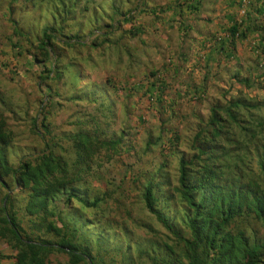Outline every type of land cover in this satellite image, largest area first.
I'll return each instance as SVG.
<instances>
[{
    "label": "trees",
    "instance_id": "1",
    "mask_svg": "<svg viewBox=\"0 0 264 264\" xmlns=\"http://www.w3.org/2000/svg\"><path fill=\"white\" fill-rule=\"evenodd\" d=\"M149 10L146 0H0L11 27L6 40L18 56L32 57L39 91L46 92L30 117L36 147L29 152L14 145L5 113L15 107L0 98V241L16 253L12 264H50L55 254L65 255L67 264H264V66L237 79L236 95L212 100L206 114L193 109L183 133L169 130L168 136L162 123L159 135L147 140L145 151L161 148L178 165L175 180L167 160L132 180L146 220L127 216L119 223L107 207L115 190L91 191L85 180L103 162L129 152L124 133L107 136L96 119L78 116L70 123L75 131L58 134L50 122L65 102L85 101L103 109L105 118L115 117L107 89L115 88H100L106 103L95 84L78 90L74 57L95 46L124 49L120 39L139 38L136 20ZM226 31L221 42L230 47L248 33L237 24ZM113 33L120 35L113 39ZM144 80L140 88L150 99L155 90L166 112L165 81L155 71ZM60 81L67 91L58 89ZM198 93L191 99L202 101ZM171 104L168 120L176 116ZM127 221L150 239L137 237Z\"/></svg>",
    "mask_w": 264,
    "mask_h": 264
},
{
    "label": "rangeland",
    "instance_id": "2",
    "mask_svg": "<svg viewBox=\"0 0 264 264\" xmlns=\"http://www.w3.org/2000/svg\"><path fill=\"white\" fill-rule=\"evenodd\" d=\"M146 1L148 2V0ZM3 12H0V98L7 100L15 107L14 113H5L8 125L15 133L14 145L22 152H29L36 147L34 142L36 137L30 130V117L35 115L38 102L46 95V92L41 95L39 91L37 85L39 67L29 65L32 57L24 53L22 56H18L17 51L9 46L6 38L11 34V27L3 17ZM139 19L137 18L136 22ZM128 28H130L128 24L122 26V29ZM119 35V33H113V39H117ZM95 38L94 35L91 39L94 40ZM120 41L126 49H119L114 52L106 46H102L103 48L95 46L84 49L81 54L74 57V60H77L75 63L79 67L77 69H79V76L82 79L78 84V90L90 91L92 84H95L99 86L96 96H101L100 99L106 103L104 91H101L100 88L105 89L107 84L115 88L111 94L110 87L107 88L111 100H114L115 103V117L105 118L107 113L103 109H98L96 105L88 104L85 101L77 104L65 102L63 109L56 112L55 115L53 114L50 122L56 130H59L58 134L75 131L77 127L71 124L78 116H82V119L86 121L91 120L90 118L96 119L98 124L104 128L107 136L114 133L119 136L121 132L124 133L123 140L129 148V152L113 157L109 162H103L100 167H96L92 171L93 176L85 178L91 191L96 188L115 190L107 207H109V215L117 218V221L122 224L127 216L135 219H148L136 208L138 184L132 183L135 176L140 172L152 170L156 164L163 160L168 161L167 171L171 178L175 180L177 176L178 158L174 156L165 157L168 156L166 155L167 151L163 153L161 148L153 147L145 151L147 140L149 138L154 140L159 135V126L162 123L165 124L164 131L168 130V136L171 130L183 133L185 124L188 121H193L189 117L192 110L196 109L204 115L208 112L209 105L193 99V101L183 100L174 106L173 110L176 116L168 120L169 105H172V102H163L162 104L167 111H161L160 103L156 101V91L154 90V96L150 99L144 93V89L140 88L142 86L140 84L145 83L144 74L149 73V65L143 64L138 57H129L125 52L134 53L137 51L136 39L127 40L124 38ZM66 80L68 81L65 79V82ZM153 80L154 78H151V81ZM151 81L148 80V82ZM57 84L60 91L68 90L65 89L62 81L57 82ZM250 92L251 96L258 94L261 98L262 93L256 90ZM221 100L224 101V99ZM189 102H195V106L190 105ZM24 110H28V115L24 113ZM92 128H94L93 125ZM64 145L67 148L65 143ZM117 188H121L122 192ZM117 197L119 203L116 204L113 199ZM126 211H130V215H127ZM127 223L130 231L137 237L145 240L150 239V235L142 229L134 227L131 221H127ZM49 259L50 264H67L65 255L55 254Z\"/></svg>",
    "mask_w": 264,
    "mask_h": 264
},
{
    "label": "crops",
    "instance_id": "3",
    "mask_svg": "<svg viewBox=\"0 0 264 264\" xmlns=\"http://www.w3.org/2000/svg\"><path fill=\"white\" fill-rule=\"evenodd\" d=\"M148 5L153 12L136 22L141 35L132 56L165 81L164 103L189 101L195 92L202 103L229 100L241 89L237 79L262 73L264 0H148ZM235 24L248 33L230 47L221 40ZM15 254L0 241V264H12Z\"/></svg>",
    "mask_w": 264,
    "mask_h": 264
}]
</instances>
